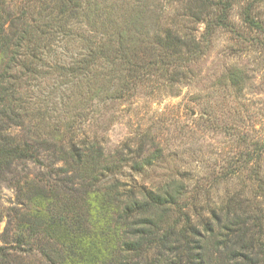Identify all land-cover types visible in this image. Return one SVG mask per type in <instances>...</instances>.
<instances>
[{"label":"rangeland","instance_id":"1","mask_svg":"<svg viewBox=\"0 0 264 264\" xmlns=\"http://www.w3.org/2000/svg\"><path fill=\"white\" fill-rule=\"evenodd\" d=\"M158 1L91 0L94 13L89 16L84 5L78 20L63 24L54 40L52 27L32 35L26 54H37L31 69L35 79L21 88L31 121L9 133L30 143L39 162L17 159L0 169V264H50V250L51 263L64 264L53 238L50 242L37 233L19 242L16 237L38 188L52 190L56 213L71 202L67 181L73 177L77 187L81 183L70 164L55 158L52 137L67 136V129L75 139L98 140L104 159L98 169L109 167L100 178L102 187L115 183L127 191L182 181L183 202L193 213V205L234 198L261 207L264 225L259 182L264 181V31L243 24L239 0L230 10L232 29L217 28L209 35L204 23ZM255 10L264 25V0ZM133 13L140 14V24H131ZM171 22L199 40L201 50L191 58L185 52L164 57L157 47L158 35L164 36ZM120 26L149 64L140 76L124 81L125 69H112L100 59L87 74H59L55 65L80 59L87 38L99 41ZM148 155L154 158L143 165Z\"/></svg>","mask_w":264,"mask_h":264},{"label":"trees","instance_id":"2","mask_svg":"<svg viewBox=\"0 0 264 264\" xmlns=\"http://www.w3.org/2000/svg\"><path fill=\"white\" fill-rule=\"evenodd\" d=\"M234 1L164 3L176 6L178 14L189 21L204 23L205 35H209L217 28L232 29L229 15ZM239 2L243 24L250 31L262 33L264 25L255 9L263 0ZM84 5L89 16L94 13L91 0H0V169L17 159L39 162L30 143L9 133L11 128L31 121L24 104L27 101L21 99V88L28 78L35 79L31 69L38 64L36 61L32 66L37 54H26L32 35H42L52 27L54 40L63 24L78 20ZM137 15L132 14L131 24H140V14ZM103 21L106 24L107 19ZM169 25L157 41L164 57H178L185 52L186 58H191L201 50L195 35L182 33L175 27L176 22ZM114 34L106 37L103 33L99 41L95 36L87 38L86 51L80 59L55 65L59 74H87L100 59L112 69H125L124 81L140 76V70L149 66L145 57L127 40L125 26ZM65 133L68 135L57 133L52 137L55 158L70 164L81 183L77 187L73 177L67 181L71 202L66 210L56 213H52V190L38 188L34 207L24 213L26 218L18 225L19 242L37 233L50 242L53 238L64 252V264H264L263 209L257 204L229 198L206 206L193 205V213L183 202L186 186L182 181L170 180L152 188L139 186L127 191H120L115 183L102 187L100 178L109 167L98 169L104 161L98 140L75 139L68 129ZM42 141L49 144L47 138ZM141 149L139 146L138 151ZM153 156L145 157L142 164L151 163ZM256 175L254 172L251 178L256 179ZM259 182L264 198V181ZM133 256L137 260L129 261ZM46 258L52 264L51 250Z\"/></svg>","mask_w":264,"mask_h":264}]
</instances>
